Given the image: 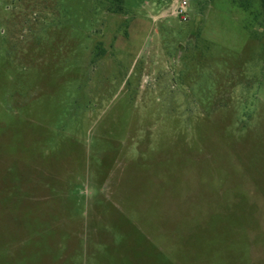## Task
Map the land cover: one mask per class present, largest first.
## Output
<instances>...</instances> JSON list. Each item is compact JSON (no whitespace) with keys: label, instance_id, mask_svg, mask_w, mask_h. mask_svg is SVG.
<instances>
[{"label":"rangeland","instance_id":"1","mask_svg":"<svg viewBox=\"0 0 264 264\" xmlns=\"http://www.w3.org/2000/svg\"><path fill=\"white\" fill-rule=\"evenodd\" d=\"M0 264H264V0H0Z\"/></svg>","mask_w":264,"mask_h":264}]
</instances>
